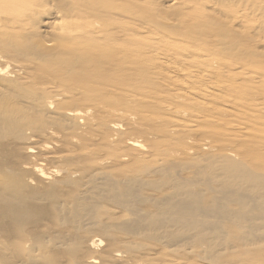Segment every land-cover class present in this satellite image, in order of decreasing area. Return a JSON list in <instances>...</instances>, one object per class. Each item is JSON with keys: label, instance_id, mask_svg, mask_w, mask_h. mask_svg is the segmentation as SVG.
<instances>
[{"label": "bare ground", "instance_id": "bare-ground-1", "mask_svg": "<svg viewBox=\"0 0 264 264\" xmlns=\"http://www.w3.org/2000/svg\"><path fill=\"white\" fill-rule=\"evenodd\" d=\"M155 1L0 0V264H264V0Z\"/></svg>", "mask_w": 264, "mask_h": 264}, {"label": "rangeland", "instance_id": "rangeland-1", "mask_svg": "<svg viewBox=\"0 0 264 264\" xmlns=\"http://www.w3.org/2000/svg\"><path fill=\"white\" fill-rule=\"evenodd\" d=\"M156 1H157V3H155V7L157 8V9H156V12L159 11V12H158V13H159L158 18H159V17L161 16V14H162V11H163V10L165 9V7H166L167 0H156ZM156 1H155V2H156ZM161 3H162L163 5H162ZM158 4H159V5H158ZM157 5H158V7H157ZM164 5H165V6H164ZM162 6H164V7H162ZM159 8H160V10H159ZM161 8H164V9L161 10ZM160 13H161V14H160ZM136 23H137V22H136ZM136 23H135V22L132 23V25H133L134 27H132V25H130L131 28H133V29L136 28V29H134V30H137V29L140 27V25H143L141 21H140L141 24H136ZM136 25H138V26L136 27ZM4 30L7 31V33H5V31H3V33H4L5 35L9 33L8 29H4ZM218 100H219V99H218ZM214 115H216V114H214ZM218 116H219V117H217V115H216V116H213L214 118L216 117L217 120H215L216 118L214 119L213 117H211L212 119L215 120V122L211 120L212 123H213V122H214L213 124H216V123H217L216 125H218V124L221 125L222 123L224 124V121H223V122L220 121V118H222L221 120H224L225 116H222V117H221V115H219V114H218ZM223 117H224V118H223ZM226 117H227V116H226ZM228 118H229V117H228ZM226 120H227V119H226ZM217 121H218V122H217ZM219 121H220L221 123H220ZM223 124H222V125H223ZM220 125H219V126H220ZM222 125H221V126H222ZM258 125H259V124H258ZM260 126H262V125L257 126V124H256L255 127H256L257 129H258V127H259V128H262V127H260ZM135 134H136V133H135ZM135 134H134V135H135ZM263 143H264V142H263ZM169 145H170V146H174V144L171 143V142L169 143ZM262 146L264 147L263 144H262ZM243 148L245 149V148H247V147L240 146V143H236V144L234 143V144L230 147L231 150H234V151H240V152H242V151L244 150ZM261 148H262V147H261ZM263 149H264V148H263ZM244 151H245V150H244ZM206 164H207V163H206V161H205V159H204V169H205Z\"/></svg>", "mask_w": 264, "mask_h": 264}]
</instances>
